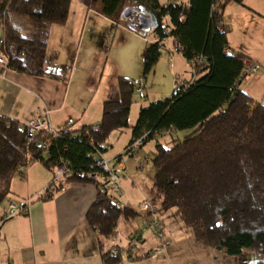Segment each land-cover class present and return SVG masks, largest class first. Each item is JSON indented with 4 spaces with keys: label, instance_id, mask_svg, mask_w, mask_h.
<instances>
[{
    "label": "trees",
    "instance_id": "trees-1",
    "mask_svg": "<svg viewBox=\"0 0 264 264\" xmlns=\"http://www.w3.org/2000/svg\"><path fill=\"white\" fill-rule=\"evenodd\" d=\"M232 1L242 5L246 0H91L92 10L115 23L133 5L155 13L159 26L146 48L143 77L154 71L163 57V42L171 38L191 70V79L178 84L170 98L142 109L134 127L131 108L142 88L125 77H118L110 90L97 126L40 133L29 141L27 127L0 116V207L11 194L13 180L23 179L25 168L40 163L54 173L65 163L70 171L65 183L96 185L98 196L87 219L108 243L121 218L139 215L102 193L100 180L91 177L103 173L96 167L97 153L106 152L111 134L131 128L129 145L146 136L145 146L167 133L191 131L170 147L156 142L154 186L161 194L162 209L174 210L172 216L191 227L204 246L229 257L254 250L264 264V105L241 89L247 77L242 74L253 61L243 53L228 52L222 19L224 7ZM72 3L0 1L5 29L0 55L7 59L8 69L48 75L45 59L51 28L68 23ZM130 28L140 31L135 23ZM104 242V264L122 260L121 250L104 252Z\"/></svg>",
    "mask_w": 264,
    "mask_h": 264
},
{
    "label": "crops",
    "instance_id": "crops-1",
    "mask_svg": "<svg viewBox=\"0 0 264 264\" xmlns=\"http://www.w3.org/2000/svg\"><path fill=\"white\" fill-rule=\"evenodd\" d=\"M90 3L91 0H77L81 10L72 12L71 6L68 23L65 26L51 28L45 59L47 76H29L8 68H0V116L15 120L22 127H30L36 123L42 113L55 131H62L69 127L78 129L83 126H97L101 122V107L103 114V105H100L98 120L89 121V101L83 96L78 97L74 92L71 93L75 72L72 73L71 70L70 73H66L64 69V65L69 61L74 49L85 39L89 41V24L91 21L95 22L93 18L89 20L90 15L102 16L90 8ZM134 7L137 6L133 5L131 8ZM228 12L230 17L231 15L236 16L235 28L239 26L240 29L241 27L245 30L251 29V34L253 29L263 31L264 0H246L242 5L232 1L223 9L222 25L229 41V54L243 53L254 64H257L258 61L252 56V53H248L244 46L237 47L239 45L234 43L236 38L232 35L231 28L230 31H227L226 24L228 22L225 16L228 15ZM126 21L133 23L130 20H125L122 16V24ZM141 32L143 33V31ZM144 36L146 37L145 34ZM4 40L5 29L0 23V52ZM169 40L173 41L171 38L166 39L163 42V49L166 48L165 43ZM259 41L264 44V38L261 37ZM118 77L113 78L108 84L104 101L101 104H104L110 90L116 86ZM248 78L249 75L246 79ZM243 86L242 84L241 89L246 94L264 105V99H255L256 97L252 94L254 90L248 91L247 86L245 85V88ZM155 102L157 101L153 103ZM176 133H167L166 136H173ZM147 146L148 144L144 147ZM118 156L121 155L119 153L110 157L105 155L109 160ZM125 175L122 180L124 184H127V187L123 186L125 190L123 196L136 186L132 182L131 187H128V168L125 169ZM52 177L51 171L42 164L35 163L24 169L23 179L15 178L13 180L11 194L0 207V264H104L101 251V244L104 240L91 227L87 219L98 196L96 185L68 181L64 182L63 190L56 192L51 199L40 198V194L50 185ZM32 198L34 200L27 210L7 218L11 212L8 201L21 207L26 200ZM121 206L135 211L133 199L130 197L125 198L124 201L121 198ZM147 213L151 216L149 211ZM117 231H119V225ZM117 231L113 235H117L115 243L120 244L121 249L118 250H121L122 253L126 250L130 251L128 248L131 239L140 238L142 241L143 237L135 234L136 230H134L129 231L131 233H128L130 236L127 237L129 240L126 244L122 239V235L125 233L122 232L120 235ZM112 237L108 243L104 242V252L113 248Z\"/></svg>",
    "mask_w": 264,
    "mask_h": 264
},
{
    "label": "rangeland",
    "instance_id": "rangeland-1",
    "mask_svg": "<svg viewBox=\"0 0 264 264\" xmlns=\"http://www.w3.org/2000/svg\"><path fill=\"white\" fill-rule=\"evenodd\" d=\"M77 10H81V6L77 4V0H73L72 12ZM90 18L95 19V22L91 21L89 24V41L85 39L83 43L81 42L64 65L66 73H70L71 70L72 73L75 72L71 93L74 92L76 96H83L89 101V121H97L100 117V105H103L101 103L104 101L107 86L113 78L126 77L141 85L142 92L135 94L131 108L129 119L131 127L137 124L142 109L154 101L170 98L178 84L191 79L189 66L183 56L175 51L170 40L165 43L163 58L154 71L144 78L146 48L154 40L153 35L145 37L141 31H133L130 28L132 23L126 21L122 24V18L118 25L102 16L90 15L89 20ZM225 19L228 22L226 29L230 31L231 28L232 35L236 38L234 43L239 45L237 47L244 46L245 50L252 53L258 61L255 63L258 66L257 70L248 74L249 78L243 85L247 86L248 91L254 90L252 94L255 99H264V44L259 41L261 37L264 38V30L253 29L251 34V29L245 30L242 27L240 29L239 26L235 28L236 16L230 17L229 12ZM190 133L191 131H179L173 136L151 141L147 147L139 151V154L129 158L126 165L129 175L128 187H131L132 182L136 186L130 192H126L122 200L129 197L133 199L134 209L139 215L130 219L121 218L117 232L120 235L122 232L125 233L123 235L126 236L122 235V239L126 244L129 240L127 237L130 236L128 233H131L129 231L136 230L135 234L143 238L131 246V252L124 251L122 260L115 264H260L261 258L254 250L246 251L240 257H229L224 251L219 252L204 246L196 241L191 227L172 216L174 210L162 209L161 194L154 186L153 152L156 142L170 147L175 141L182 140ZM131 136V128L112 133L105 147L107 150L105 155L107 157L117 153L122 155L130 143ZM123 186L127 187V184L123 183L122 189ZM123 192L125 194L124 189ZM146 202L156 208V214L150 216L147 213L144 209ZM153 222L161 224L162 238L149 227ZM107 251H112V247Z\"/></svg>",
    "mask_w": 264,
    "mask_h": 264
},
{
    "label": "built area",
    "instance_id": "built-area-1",
    "mask_svg": "<svg viewBox=\"0 0 264 264\" xmlns=\"http://www.w3.org/2000/svg\"><path fill=\"white\" fill-rule=\"evenodd\" d=\"M146 36L153 33L150 29H146V31L143 32ZM8 66V61L5 57L0 55V68L6 69ZM258 66L254 64L253 62L248 63L245 67V70L242 74V76H248L250 73H255ZM40 133H48V134H57V131L53 130L45 115L40 113L36 123L30 127H27V138L29 141H33L37 135ZM145 137H142L135 142H133L131 145L127 146L124 153L121 156H118L117 158L113 160H109L105 157V155L101 152L97 153V163L96 167L103 171L101 175H92L93 180H100L102 186H101V192L107 195L109 198H111L116 204L121 205V198L124 195L123 189H122V178L125 175V169L126 165L128 163L129 158L133 157L135 154L138 153V151L144 146ZM49 144L43 145L44 149L49 148ZM21 170H23L21 168ZM70 171L68 169V165L65 163L60 164L55 168V171L53 173V177L51 180L50 185L47 187L46 190H44L40 194V198L45 199L51 195H54L58 188L61 186V184L66 180L67 176L69 175ZM33 198L26 200L24 204L21 207H17L12 202L8 201L10 213L7 216V218L17 214L24 212L28 209V207L33 202ZM144 209L149 211L151 215L156 214V208H154L150 203L144 204ZM150 228L153 229L157 235L162 238V227L159 222H153L150 225ZM117 238V235H113L112 241H113V248L112 251H117L118 249H121L120 244L115 243V239ZM140 238H133L129 241V246H134L136 243L140 242Z\"/></svg>",
    "mask_w": 264,
    "mask_h": 264
},
{
    "label": "water",
    "instance_id": "water-1",
    "mask_svg": "<svg viewBox=\"0 0 264 264\" xmlns=\"http://www.w3.org/2000/svg\"><path fill=\"white\" fill-rule=\"evenodd\" d=\"M123 18L135 23L143 32L146 29L154 32L159 26L156 14L148 12L144 7L127 8L123 13Z\"/></svg>",
    "mask_w": 264,
    "mask_h": 264
}]
</instances>
